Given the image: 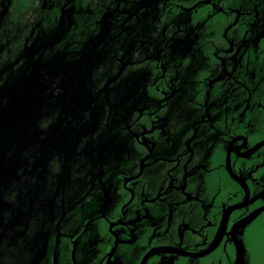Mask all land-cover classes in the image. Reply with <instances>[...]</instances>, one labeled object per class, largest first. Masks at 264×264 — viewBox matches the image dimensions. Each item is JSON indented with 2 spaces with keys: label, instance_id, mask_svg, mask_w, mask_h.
<instances>
[{
  "label": "flooded vegetation",
  "instance_id": "flooded-vegetation-1",
  "mask_svg": "<svg viewBox=\"0 0 264 264\" xmlns=\"http://www.w3.org/2000/svg\"><path fill=\"white\" fill-rule=\"evenodd\" d=\"M259 220L264 0H0V264H264Z\"/></svg>",
  "mask_w": 264,
  "mask_h": 264
},
{
  "label": "rangeland",
  "instance_id": "rangeland-1",
  "mask_svg": "<svg viewBox=\"0 0 264 264\" xmlns=\"http://www.w3.org/2000/svg\"><path fill=\"white\" fill-rule=\"evenodd\" d=\"M262 220H259L254 226L256 228V232L255 237L252 241V246L257 245L259 239L261 240L262 238H264V221L262 222Z\"/></svg>",
  "mask_w": 264,
  "mask_h": 264
}]
</instances>
